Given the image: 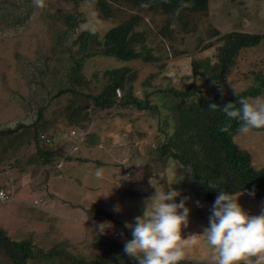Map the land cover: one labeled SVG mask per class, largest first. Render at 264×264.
<instances>
[{
  "label": "rangeland",
  "instance_id": "obj_1",
  "mask_svg": "<svg viewBox=\"0 0 264 264\" xmlns=\"http://www.w3.org/2000/svg\"><path fill=\"white\" fill-rule=\"evenodd\" d=\"M109 2L113 15L105 17L94 0H40L39 4L0 0V187L13 195L0 202V228L12 239L32 240L35 254L30 264H63L69 254L77 260H100L104 251L98 239L103 235L122 243L131 239L125 222L142 214L156 187L165 191L178 176L173 187L181 196L176 200L190 197L191 208L183 228L187 237L182 239L189 241L183 258L214 264L215 252L202 233L213 201L205 199L190 167L159 154L174 129L173 117L181 101L169 89L184 90L197 81L206 97L218 91L228 97L233 87L241 91L253 83L256 72L264 73V40L243 48L222 81L206 82L192 69L194 60L216 61L222 41L220 34L212 35L213 30L264 33V0H209L204 11L184 12V20L192 22L190 29L161 7ZM132 15L139 18L135 29L144 33L143 42L157 59L123 60L98 54L106 32ZM169 18L173 29L167 34ZM87 31L100 43H90L97 52L80 58L76 39ZM143 42L135 47L140 49ZM122 66L136 76L133 93L145 98L150 92L149 99L163 110L161 116L134 107H95L91 96L78 92L100 93L107 81L105 70ZM72 68L78 72L70 73ZM70 87L77 91H64ZM75 112L80 116L86 112L80 123ZM10 128L15 130L9 133ZM38 130L52 141L50 146L38 142L54 151L47 163L37 152ZM234 139L250 151L254 166H264V131L250 128ZM240 202L253 214L264 209L263 201L246 193ZM100 223L111 227L99 233ZM55 247L58 254L53 258L40 251ZM0 264H11L3 251ZM240 264L254 262L249 256Z\"/></svg>",
  "mask_w": 264,
  "mask_h": 264
},
{
  "label": "trees",
  "instance_id": "obj_2",
  "mask_svg": "<svg viewBox=\"0 0 264 264\" xmlns=\"http://www.w3.org/2000/svg\"><path fill=\"white\" fill-rule=\"evenodd\" d=\"M98 10L105 17L112 16L109 0H94ZM131 7L148 6V8L161 7L163 12L171 14L180 19L184 29H190L188 19L184 20V12L196 13L208 8L209 0H122ZM70 16H67L69 19ZM139 18L132 17L125 19L119 24L111 27L105 34L104 45L100 48L98 54L113 55L123 60H132L141 58L144 61H155L150 48L145 44L144 33L136 30L135 25ZM172 19L169 18L165 25L167 34L172 31ZM220 34L222 41L217 48L216 61L207 59L203 62L194 60L192 63L193 74L195 77H205L206 82L222 81L228 75L230 68L235 64L239 52L243 48H251L259 45L264 40V33L248 32L241 29H234L221 33L219 30H213L212 35ZM81 35V36H80ZM76 39L79 44L77 54L80 58L94 55V48L90 43L96 41L93 34L89 31L83 32ZM143 42L140 49L135 47L137 42ZM83 61V60H82ZM83 62L79 63L81 66ZM78 72L74 68L70 73ZM107 78L103 90L98 94H89L84 91H78L83 95L91 96L92 104L96 107L106 108L113 105L120 107H134L141 110H147L149 113L159 117L163 110L149 99L150 92L146 93L145 98H140L133 93V81L136 78L132 74L131 68L122 66L111 70H105ZM202 84L192 81L184 90L169 89L173 95L181 98L176 105L174 129L164 139L160 147L159 154L165 157H171L179 163L190 167L192 176L198 180L200 189L208 201H214L216 195L222 191H236L237 193L244 189L250 190L254 194L250 195L248 191L244 193L256 197L264 202V166L257 168L252 163V155L246 148H242L236 141L235 135L240 132V124L237 120H229L221 111V104L234 102L237 96L232 93L228 97L223 92L218 91L214 97H206L203 92ZM123 90L119 95L118 91ZM64 91H77L75 87L67 88ZM63 93V91L58 94ZM240 96L256 98L264 95V73L258 71L254 74V81L241 91ZM211 103H216V108H210ZM90 104V103H89ZM88 104V105H89ZM239 106L238 104L236 105ZM82 107H79L81 110ZM76 111V112H77ZM77 123L84 120L78 113ZM41 114V113H40ZM74 115L71 116V119ZM75 117V116H74ZM161 119V118H159ZM258 131H264V126L252 128ZM15 128L8 129L11 133ZM42 132L34 135L39 158L47 163L51 161L54 153L51 148H44L38 142H43L45 146H50L51 138L46 134L47 139L41 137ZM212 186V187H209ZM2 188V187H0ZM101 243L104 255L100 260L84 261L83 259L73 258L70 254L63 264H135V261L123 254L124 243L112 240L105 235L98 239ZM31 239L16 240L0 228V251L5 252L10 258L11 264H30L34 257L35 250ZM55 249V251H54ZM45 257H54L57 253V247L45 252L40 250ZM54 251V253L52 252ZM58 254V253H57ZM52 257V258H53ZM254 264H257L255 256H251ZM72 260V261H71ZM179 264H213L210 262H196L182 258ZM215 264V263H214Z\"/></svg>",
  "mask_w": 264,
  "mask_h": 264
},
{
  "label": "clouds",
  "instance_id": "obj_3",
  "mask_svg": "<svg viewBox=\"0 0 264 264\" xmlns=\"http://www.w3.org/2000/svg\"><path fill=\"white\" fill-rule=\"evenodd\" d=\"M233 89L237 99L221 104L224 116L237 120L242 132L264 126V99L249 100ZM216 106V103L209 105L213 109ZM178 179L177 176L165 191L155 186L156 191L145 201L142 214L125 222L131 239L125 240L123 254L132 258L135 264H179L183 258V249L189 242L182 239L187 237L183 235V228L188 224L191 208L187 205L190 197L176 200L181 196L173 187ZM245 191L254 194L247 189L238 193L222 190L211 205L208 223L202 233L215 252V264H240L249 256H256L257 264L264 259V209L257 214L247 210L240 202ZM115 210L119 211V208ZM109 227V223H100L97 231L103 233Z\"/></svg>",
  "mask_w": 264,
  "mask_h": 264
},
{
  "label": "built area",
  "instance_id": "obj_4",
  "mask_svg": "<svg viewBox=\"0 0 264 264\" xmlns=\"http://www.w3.org/2000/svg\"><path fill=\"white\" fill-rule=\"evenodd\" d=\"M75 130H72L71 131V134H75ZM41 136L43 137V138H45V139H47V140H49L48 138H47V136H46V134H41ZM61 165V164H60ZM12 193L9 191V190H7V189H5V188H0V202H5V201H8V200H10L11 198H12ZM36 202H38V200L36 199L35 200ZM119 235V233L118 232H112V236H114V237H117Z\"/></svg>",
  "mask_w": 264,
  "mask_h": 264
}]
</instances>
